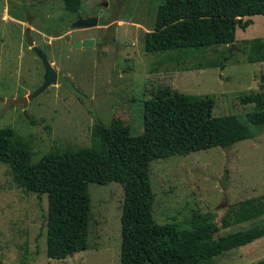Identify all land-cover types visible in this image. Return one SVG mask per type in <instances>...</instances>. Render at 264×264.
<instances>
[{"label":"rangeland","instance_id":"rangeland-1","mask_svg":"<svg viewBox=\"0 0 264 264\" xmlns=\"http://www.w3.org/2000/svg\"><path fill=\"white\" fill-rule=\"evenodd\" d=\"M161 2L82 0L80 9L70 12L62 0H0V128L11 127L27 143L32 162L49 151L96 145L98 119L109 124L120 118L132 135L140 134L143 100L166 86L211 97L214 115L254 109L241 97L262 89L264 61L251 62L248 55L254 40H264V15H252L246 29H236L233 47L146 52L142 37L152 29ZM87 17L97 18V25L70 29L73 21ZM27 28L57 69V81L25 104H10L43 82L44 67L27 42ZM90 39L92 45L74 46ZM253 129V137L229 148L152 160L155 221L186 224L192 215L210 211L220 225L229 206L264 194V127ZM88 193L87 248L65 259L49 258L46 194L17 187L9 167L0 164V264H120L122 185L90 182ZM257 226L264 227V214L220 227L213 239ZM263 258L264 235L223 251L213 264H253Z\"/></svg>","mask_w":264,"mask_h":264},{"label":"trees","instance_id":"trees-1","mask_svg":"<svg viewBox=\"0 0 264 264\" xmlns=\"http://www.w3.org/2000/svg\"><path fill=\"white\" fill-rule=\"evenodd\" d=\"M70 12L82 0H62ZM264 15V0H162L151 30L142 37L146 52L179 51L190 54L211 46L234 43L236 29H246L250 16ZM251 62L264 61V40L252 42ZM180 62L179 58H176ZM223 63H220L222 66ZM262 89L241 97L254 109L243 115L212 114L213 99L158 88L142 104L143 131L132 135L120 119L95 121L94 146L54 150L36 162L31 150L11 127L0 128V164L9 167L17 187L46 194V255L65 259L88 245L90 196L88 184L118 182L123 188L120 214V264H213V258L264 235V227L235 231L213 239L229 227L264 214V194L243 199L213 221L210 211L192 215L188 223H157L150 162L171 155L211 147L229 148L264 127ZM264 264V258L253 263Z\"/></svg>","mask_w":264,"mask_h":264},{"label":"water","instance_id":"water-1","mask_svg":"<svg viewBox=\"0 0 264 264\" xmlns=\"http://www.w3.org/2000/svg\"><path fill=\"white\" fill-rule=\"evenodd\" d=\"M97 22H98L97 18H92V17L78 18L77 20L72 22V24L70 25V29L92 27V26L97 25ZM26 36H27L28 44L35 51V53L40 58V60L43 64V67H44L43 82L38 89H36L34 92L28 94L27 96L11 99L10 101H8L10 104H12L14 102H17V103L21 102V103L25 104L28 99H30L31 97L42 92L50 84H54L57 81V69L52 67V65L50 64V62L48 61V59L46 57V54L40 48L36 47L33 44V41L29 35V29L28 28L26 30ZM89 44L92 45L93 40L90 39V40L78 41V42L74 43V46H81V45L86 46ZM231 47H233V44H231Z\"/></svg>","mask_w":264,"mask_h":264}]
</instances>
